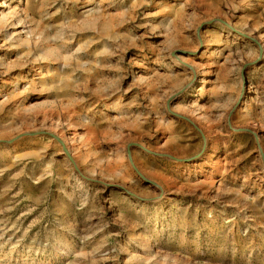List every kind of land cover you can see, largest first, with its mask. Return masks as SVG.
I'll list each match as a JSON object with an SVG mask.
<instances>
[{"label":"rangeland","instance_id":"rangeland-1","mask_svg":"<svg viewBox=\"0 0 264 264\" xmlns=\"http://www.w3.org/2000/svg\"><path fill=\"white\" fill-rule=\"evenodd\" d=\"M0 264H264V0H0Z\"/></svg>","mask_w":264,"mask_h":264},{"label":"bare ground","instance_id":"bare-ground-1","mask_svg":"<svg viewBox=\"0 0 264 264\" xmlns=\"http://www.w3.org/2000/svg\"><path fill=\"white\" fill-rule=\"evenodd\" d=\"M26 6H27V3H26ZM64 145V144H63ZM66 148V147H65Z\"/></svg>","mask_w":264,"mask_h":264}]
</instances>
